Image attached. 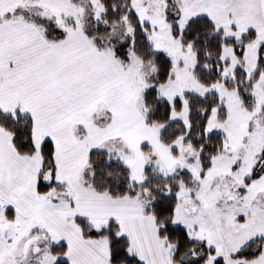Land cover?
<instances>
[{
	"label": "snow or ice",
	"instance_id": "6c2138e0",
	"mask_svg": "<svg viewBox=\"0 0 264 264\" xmlns=\"http://www.w3.org/2000/svg\"><path fill=\"white\" fill-rule=\"evenodd\" d=\"M0 264H264V0H0Z\"/></svg>",
	"mask_w": 264,
	"mask_h": 264
}]
</instances>
